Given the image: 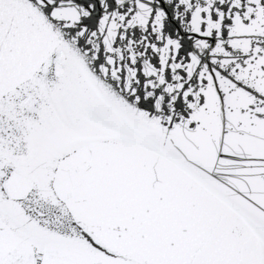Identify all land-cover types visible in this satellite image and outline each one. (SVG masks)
Listing matches in <instances>:
<instances>
[{"label":"snow or ice","instance_id":"snow-or-ice-1","mask_svg":"<svg viewBox=\"0 0 264 264\" xmlns=\"http://www.w3.org/2000/svg\"><path fill=\"white\" fill-rule=\"evenodd\" d=\"M0 264H264V0H0Z\"/></svg>","mask_w":264,"mask_h":264}]
</instances>
